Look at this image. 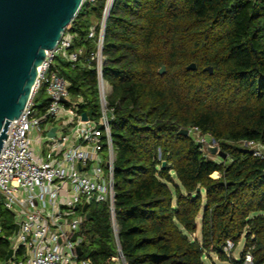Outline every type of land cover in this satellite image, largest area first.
<instances>
[{
    "label": "trees",
    "instance_id": "1",
    "mask_svg": "<svg viewBox=\"0 0 264 264\" xmlns=\"http://www.w3.org/2000/svg\"><path fill=\"white\" fill-rule=\"evenodd\" d=\"M104 6L105 0L83 3L66 29L72 49L92 51L89 29ZM104 56L116 223L127 264H206L211 254L222 262L264 264V160L243 145H264V2L116 0ZM191 63L195 71L187 70ZM56 65L72 98L82 100L79 113L98 120L95 70L62 57ZM194 128L226 157L212 159L190 133H179ZM89 214L83 258L105 264L117 255L109 210L91 205ZM0 218V264H10L15 220L1 204ZM241 241L237 261L231 253Z\"/></svg>",
    "mask_w": 264,
    "mask_h": 264
},
{
    "label": "built area",
    "instance_id": "2",
    "mask_svg": "<svg viewBox=\"0 0 264 264\" xmlns=\"http://www.w3.org/2000/svg\"><path fill=\"white\" fill-rule=\"evenodd\" d=\"M115 1L105 0L101 19L89 29L88 38L94 43L91 52L72 49V35L66 33L47 52L33 94L19 121L13 120L6 146L0 152V204L18 225V233L8 241L17 238L18 245L12 249L21 258L12 264H92L83 258V251L77 253L85 242L79 232L91 205H106L110 214L117 255L105 264H127L121 253L115 213L116 150L111 135L113 109L107 99L112 88L103 76L104 37ZM59 57L72 67L95 70L98 120L89 116L88 121L82 120V100L72 98L70 82L58 73ZM41 90L48 103L38 112L35 97ZM192 131L199 132L198 128L189 133ZM199 141L202 144L205 138ZM243 145L264 160L262 143L250 141ZM85 204L88 209L83 212ZM2 231L0 218V235ZM232 248L229 241L226 252L229 254Z\"/></svg>",
    "mask_w": 264,
    "mask_h": 264
},
{
    "label": "water",
    "instance_id": "3",
    "mask_svg": "<svg viewBox=\"0 0 264 264\" xmlns=\"http://www.w3.org/2000/svg\"><path fill=\"white\" fill-rule=\"evenodd\" d=\"M84 2L85 0H0V152L6 146L13 120L19 121L33 94L38 69L47 52L62 40ZM196 69L195 63L187 67L189 71ZM204 70L213 73L212 67ZM165 72L166 67L163 66L159 74L163 75ZM81 116L83 121H88L87 113H82ZM54 133L55 128L50 135L54 136ZM179 133L188 136L189 130L183 129ZM206 149L212 155L226 157L217 144H206ZM165 165L166 162H163L162 166ZM87 209L88 204H85L82 211L86 212ZM86 219L91 220L89 213L86 214ZM17 233L18 225L15 229V234ZM77 253L82 254L81 247L77 248ZM13 255L14 250L11 248L6 262Z\"/></svg>",
    "mask_w": 264,
    "mask_h": 264
},
{
    "label": "rangeland",
    "instance_id": "4",
    "mask_svg": "<svg viewBox=\"0 0 264 264\" xmlns=\"http://www.w3.org/2000/svg\"><path fill=\"white\" fill-rule=\"evenodd\" d=\"M67 34H70L69 32H66V35ZM73 38V36H72ZM46 95H45V92L44 90H41L35 97V103H36V111L40 112L41 110V105L43 103V100L46 99ZM190 135L197 141V142H200L199 140H201L202 138H205V141L202 143L203 147H204V150L206 151V144H209V145H216V143H214L213 139L209 138V137H204L201 135L200 132H195V131H192L190 133ZM216 142V141H215ZM201 143V142H200ZM207 152V151H206ZM208 153V152H207ZM209 156L214 159V160H217L219 161L217 155H212L210 153H208ZM219 175L216 173L215 175H213V178H218ZM81 214L78 212L77 213V216H80ZM201 217L202 215H200L199 219H198V231L193 235L194 238H198V239H201ZM87 221L88 220H85L80 232H79V235L83 238H85V231L87 230ZM10 242V245L11 247H15L18 245V241H17V238L14 237ZM244 247V241H241L239 243V245L237 246V248L231 253V256L232 258H234L235 260L237 261H240V253L242 251ZM21 258L20 254H16L13 256L12 260L9 262L10 264H12V262H16L17 260H19ZM248 262V260H246ZM205 263L206 264H234V263H231V262H222L218 259L217 256H215L214 254H211V259H207L205 260ZM1 264H5V263H1Z\"/></svg>",
    "mask_w": 264,
    "mask_h": 264
}]
</instances>
